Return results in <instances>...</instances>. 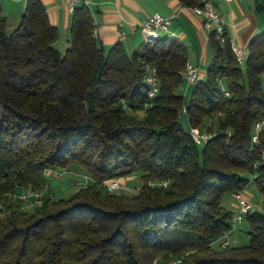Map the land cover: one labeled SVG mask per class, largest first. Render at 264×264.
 Segmentation results:
<instances>
[{
    "label": "trees",
    "instance_id": "16d2710c",
    "mask_svg": "<svg viewBox=\"0 0 264 264\" xmlns=\"http://www.w3.org/2000/svg\"><path fill=\"white\" fill-rule=\"evenodd\" d=\"M7 22L0 0V264H264V127L256 130L264 32L243 65L228 33L222 42L210 32L213 59L187 104L188 51L176 39L145 40L132 52L119 42L106 52L85 3L72 13L64 54L41 0H27L12 33ZM152 69L158 92L150 100ZM197 127L210 135L202 146L190 133ZM73 167L92 183L51 200L46 171ZM134 174L142 182L135 195L105 187ZM251 186L263 211L243 217L249 244L222 247L237 231V210L223 197ZM24 192L41 193L42 203L26 209L15 200Z\"/></svg>",
    "mask_w": 264,
    "mask_h": 264
},
{
    "label": "crops",
    "instance_id": "0c3cea01",
    "mask_svg": "<svg viewBox=\"0 0 264 264\" xmlns=\"http://www.w3.org/2000/svg\"><path fill=\"white\" fill-rule=\"evenodd\" d=\"M41 1L47 10L50 22L59 31V39L55 46L59 51L61 46L67 49L72 21L68 0ZM84 1L94 17L95 36L106 52L119 42H122L130 52L136 50L145 41L141 31V24L145 19L154 14L165 17L176 14L177 17L172 19L169 32H161L160 37H170L182 42L188 51L187 66L198 68L199 80L206 78L207 67L213 59L210 31L205 28L203 18L196 14L192 7L183 5L180 0ZM26 3L27 0H1L8 21V32L18 26ZM215 7L224 17L226 32L231 41L241 47H249L252 39L264 32V0H233L230 3L215 0ZM187 85L192 84H189L185 77L183 86L185 91ZM243 194L251 200L254 190L249 187Z\"/></svg>",
    "mask_w": 264,
    "mask_h": 264
},
{
    "label": "built area",
    "instance_id": "2783aa9c",
    "mask_svg": "<svg viewBox=\"0 0 264 264\" xmlns=\"http://www.w3.org/2000/svg\"><path fill=\"white\" fill-rule=\"evenodd\" d=\"M227 3L232 2L233 0H224ZM85 3L84 0H68V8L71 13L75 11V9ZM192 10L201 16L204 21L205 28L210 32H215L217 37L224 42L225 36H226V22L224 20V17L218 13L215 7V0H200L199 3L192 7ZM177 17L176 14L170 17H165L160 14H154L153 16L145 19L143 23L141 24V31L143 36L145 37L146 41H152L154 39H157L160 37L161 32H169L170 26L172 23V19ZM125 35H123V38ZM231 47L232 51L234 52L236 59L239 64L243 65L245 64L247 58L250 55V49L249 47H241L239 44H236L235 42L231 41ZM186 79L189 84H195L199 78V70L196 67L187 66L186 67ZM147 81L149 84V93L148 98L150 100L154 99L156 93L158 92V82L156 78L155 70L152 69L150 74L147 77ZM228 94V93H226ZM186 111V109H184ZM264 126V120L261 122H258L256 124V130H260ZM190 133L195 141V143L199 146L204 145L210 138L209 134H203L196 128H191ZM253 141H258V135L253 136ZM46 174L48 177L53 178H60L63 175L62 171L55 170L52 168H49L46 171ZM161 184L167 185V181H163ZM105 187L108 191L114 192L118 191L124 188V185L121 183L119 179H115L109 182L105 183ZM236 200H237V214L235 216V224L241 223L243 221V217L245 214L249 213L252 208L253 204L251 201L245 197L243 192H238L234 194ZM15 197L18 200H21L26 208H31L35 205L42 203V195L38 192H24L18 195H15ZM235 231V225L233 226V229L226 234L224 241L222 242V247H227L229 245V238L234 234ZM181 261L176 260L173 262H163L160 257H157L153 264H179Z\"/></svg>",
    "mask_w": 264,
    "mask_h": 264
},
{
    "label": "rangeland",
    "instance_id": "374dc122",
    "mask_svg": "<svg viewBox=\"0 0 264 264\" xmlns=\"http://www.w3.org/2000/svg\"><path fill=\"white\" fill-rule=\"evenodd\" d=\"M12 31L13 30H10L9 33H12ZM61 52L64 54L66 52V48L61 46ZM187 86H186L187 90L185 91L184 90L185 88H183L181 92L184 95L186 103L188 104L191 98L194 85L192 84V85H187ZM140 114L144 115L143 112ZM180 122L183 128L187 130L190 128L188 116H187V113L184 111V109L180 116ZM196 129H198L203 134H208L206 132L201 131L198 127ZM62 172H63V175L60 178H53V177L47 178L51 186V193H50L51 200L69 199L70 197L74 195V193L79 188L92 183V179L88 175H86L85 171L82 168L73 167V168H70L68 171H62ZM121 183L124 185V188L121 190H118L117 192H122L130 196L137 194L142 185L140 176L138 174H134L130 177L121 179ZM250 188L254 190V195H252L251 200H250L251 203L253 204V208L251 212H254V211L262 212L263 211L262 195L256 189V187L251 186ZM15 200H18V199L15 197ZM223 205L229 210H232V211L237 210L236 208L237 200L234 194H226L223 197ZM32 208H34V206L31 208H26V209L30 210ZM236 226H237V231L235 232L234 236L229 238V244H231V246L248 245L249 244V236H248L249 226L247 222L244 221L241 224L237 223ZM170 262H173V261H170Z\"/></svg>",
    "mask_w": 264,
    "mask_h": 264
}]
</instances>
